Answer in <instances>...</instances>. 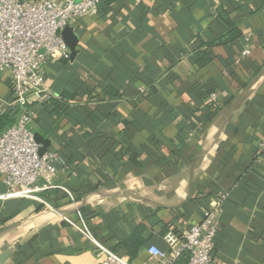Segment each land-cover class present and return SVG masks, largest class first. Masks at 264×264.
<instances>
[{"label": "crops", "instance_id": "1", "mask_svg": "<svg viewBox=\"0 0 264 264\" xmlns=\"http://www.w3.org/2000/svg\"><path fill=\"white\" fill-rule=\"evenodd\" d=\"M98 2L70 25L73 61L44 66L67 109L33 104L31 129L65 167L38 181L39 201L0 199V264H102L78 213L123 257L139 229L130 261L141 264L150 247L169 252L165 237L199 224L219 194L212 264H264V0ZM10 83L0 75V134L15 122Z\"/></svg>", "mask_w": 264, "mask_h": 264}, {"label": "built area", "instance_id": "2", "mask_svg": "<svg viewBox=\"0 0 264 264\" xmlns=\"http://www.w3.org/2000/svg\"><path fill=\"white\" fill-rule=\"evenodd\" d=\"M98 0H0V75L8 73L11 81V106L17 113L15 122L0 134V185L5 193L0 199L38 200L40 179L52 180L65 163L57 152L39 155L31 126L33 104H47L52 96L46 89L45 64L52 58L68 59L69 51L61 32L85 16L97 14ZM249 40V36L245 41ZM248 49L242 55L246 56ZM213 104L214 94L209 95ZM264 151V142L259 145ZM50 186V185H49ZM64 192L67 191L63 188ZM226 194H219L199 224L190 226L181 237L168 234L169 252L148 248L150 260L141 264H212L214 242L221 225ZM75 229L103 257L102 264H134L108 247L96 242L78 213Z\"/></svg>", "mask_w": 264, "mask_h": 264}, {"label": "trees", "instance_id": "3", "mask_svg": "<svg viewBox=\"0 0 264 264\" xmlns=\"http://www.w3.org/2000/svg\"><path fill=\"white\" fill-rule=\"evenodd\" d=\"M100 8H101V6L99 5L98 9H97V13L100 11ZM66 62H67V60H65V59L60 60V63H62L64 65L66 64ZM203 94H204V91H201L200 95H203ZM61 98L63 100H66L67 98H71V100H72L73 96H70L68 94L62 93ZM49 104L51 106L52 112L55 115H60V114H63V113L66 112L67 105H65L63 102H59V101L54 100L53 98H51V100L48 103V105ZM43 105H45V104H43ZM210 117H211V113H208L206 115V117H204V119H207V121H208L210 119ZM5 120H4V122H5ZM2 121H3V119H0V124L3 125L4 123ZM200 122L203 125L205 120H204V122H203V120H201ZM139 234H140V231H139V229H137L136 232H134V234H132L130 240H127V242L124 245V247H126V253H127L128 257L130 258V260H133L135 258L136 253H137V249H138V247H140L139 246L140 242H138ZM111 250L113 251L114 249L112 248ZM177 264H186V257H182Z\"/></svg>", "mask_w": 264, "mask_h": 264}, {"label": "water", "instance_id": "4", "mask_svg": "<svg viewBox=\"0 0 264 264\" xmlns=\"http://www.w3.org/2000/svg\"><path fill=\"white\" fill-rule=\"evenodd\" d=\"M61 36L65 46L67 47L68 51L70 52V61H73L76 55V46H77V38L74 35L73 29L70 26H67L61 32ZM35 142L40 145L39 147V155H42L46 152V148L49 145V142L43 140L38 134L34 135Z\"/></svg>", "mask_w": 264, "mask_h": 264}, {"label": "rangeland", "instance_id": "5", "mask_svg": "<svg viewBox=\"0 0 264 264\" xmlns=\"http://www.w3.org/2000/svg\"><path fill=\"white\" fill-rule=\"evenodd\" d=\"M14 114H15V119H16V117H17V113H16V112H14Z\"/></svg>", "mask_w": 264, "mask_h": 264}]
</instances>
